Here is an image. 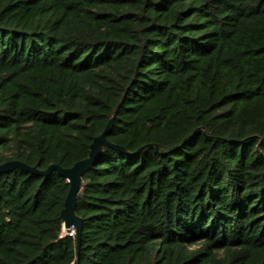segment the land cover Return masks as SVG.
I'll use <instances>...</instances> for the list:
<instances>
[{
    "label": "trees",
    "instance_id": "obj_1",
    "mask_svg": "<svg viewBox=\"0 0 264 264\" xmlns=\"http://www.w3.org/2000/svg\"><path fill=\"white\" fill-rule=\"evenodd\" d=\"M0 264H264V0H0Z\"/></svg>",
    "mask_w": 264,
    "mask_h": 264
},
{
    "label": "water",
    "instance_id": "obj_2",
    "mask_svg": "<svg viewBox=\"0 0 264 264\" xmlns=\"http://www.w3.org/2000/svg\"><path fill=\"white\" fill-rule=\"evenodd\" d=\"M110 129L111 127L109 125L100 136L96 137L91 144L89 156L86 159L77 162L71 168H62L57 164H52L46 170L41 171L35 167L28 166L21 161H9L0 165V173L18 168L28 173L45 177H48L53 172H57L67 179L70 184V189L65 200L64 208L61 212V218L65 231L72 232L69 234L70 236H76L78 251L81 244L83 219L77 215L76 208L78 195L82 188V178L100 155L103 147H111L121 152L125 151L123 147L114 145L107 140V134Z\"/></svg>",
    "mask_w": 264,
    "mask_h": 264
}]
</instances>
